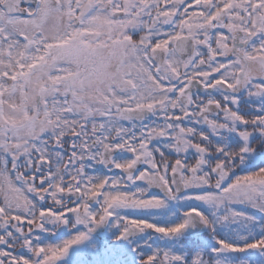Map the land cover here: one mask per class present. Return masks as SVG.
<instances>
[{
  "label": "snow or ice",
  "instance_id": "6c2138e0",
  "mask_svg": "<svg viewBox=\"0 0 264 264\" xmlns=\"http://www.w3.org/2000/svg\"><path fill=\"white\" fill-rule=\"evenodd\" d=\"M113 218L136 264H264V0H0V264Z\"/></svg>",
  "mask_w": 264,
  "mask_h": 264
},
{
  "label": "trees",
  "instance_id": "16d2710c",
  "mask_svg": "<svg viewBox=\"0 0 264 264\" xmlns=\"http://www.w3.org/2000/svg\"><path fill=\"white\" fill-rule=\"evenodd\" d=\"M94 171V169H89V172ZM50 231V228H49ZM79 231H85L83 227L79 228ZM79 234L78 231L73 229H64V231H58V238L53 237L47 239L49 244H59L65 239H70L72 236ZM120 234V228L118 227L117 221L113 218L108 222L105 231L102 234L97 232L93 233L92 236L86 241V243L81 248L79 254L76 256L61 260L59 264H112L115 260L118 263L125 264V255H134V260L136 256L134 253L130 252V248L135 246L131 242L124 244L127 250H122L121 241H117L116 237ZM48 236V232L41 234V238ZM115 245H120V247H115ZM129 250V252H127ZM253 264H256L259 259L258 256L252 255L250 257ZM114 264V263H113Z\"/></svg>",
  "mask_w": 264,
  "mask_h": 264
},
{
  "label": "rangeland",
  "instance_id": "374dc122",
  "mask_svg": "<svg viewBox=\"0 0 264 264\" xmlns=\"http://www.w3.org/2000/svg\"><path fill=\"white\" fill-rule=\"evenodd\" d=\"M110 221H111V220H110ZM110 221H109V222H110ZM107 224H108V222H107L106 224L100 226L99 228H95L94 231H92L91 233H88V239L92 236V233L97 232V233H99V234H102V233L105 231ZM50 227H51V226H50ZM81 227H82V226H81ZM59 230H60V231H64V228L57 229L56 231L58 232ZM41 234H42V233H41ZM88 239H87V240H88ZM87 240L83 241L80 245H75V246H73V247L69 250L68 255H67L65 258H63L62 260L67 259V258H70V257H73V256H76L77 254H79L81 248L83 247V245L86 243ZM115 247H120V246H119V245H115ZM59 262H60V261H59Z\"/></svg>",
  "mask_w": 264,
  "mask_h": 264
},
{
  "label": "flooded vegetation",
  "instance_id": "af4514ba",
  "mask_svg": "<svg viewBox=\"0 0 264 264\" xmlns=\"http://www.w3.org/2000/svg\"><path fill=\"white\" fill-rule=\"evenodd\" d=\"M213 139H215V138H213ZM91 208L93 209V211H98L99 210V205L93 203L91 205Z\"/></svg>",
  "mask_w": 264,
  "mask_h": 264
},
{
  "label": "water",
  "instance_id": "95a60500",
  "mask_svg": "<svg viewBox=\"0 0 264 264\" xmlns=\"http://www.w3.org/2000/svg\"><path fill=\"white\" fill-rule=\"evenodd\" d=\"M193 231H199V229H193ZM133 238H136V237L134 236V237H131L130 239H133Z\"/></svg>",
  "mask_w": 264,
  "mask_h": 264
}]
</instances>
